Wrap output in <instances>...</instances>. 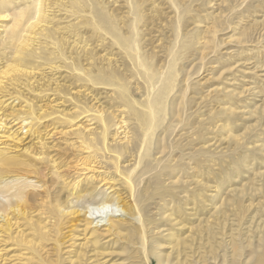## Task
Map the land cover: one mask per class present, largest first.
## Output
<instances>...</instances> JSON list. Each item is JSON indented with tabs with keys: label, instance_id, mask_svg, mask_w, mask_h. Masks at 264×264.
<instances>
[{
	"label": "bare ground",
	"instance_id": "1",
	"mask_svg": "<svg viewBox=\"0 0 264 264\" xmlns=\"http://www.w3.org/2000/svg\"><path fill=\"white\" fill-rule=\"evenodd\" d=\"M161 2L175 14V37L154 45L152 28L165 13ZM248 2L244 11L264 7V0ZM190 4L0 0V264H264V173H253L251 186L240 190L230 183L224 195L216 185L209 196L208 179L217 172L208 170L214 154L207 145L208 121L218 124L220 115L229 121L237 113L233 103L220 111L210 104L206 116L213 96L195 77L201 70L194 75L188 68L196 40L202 39L204 52L220 49L217 32L237 12L211 17L208 33L198 38L183 29L193 15ZM249 32L241 31L240 42ZM229 89L235 98L238 91ZM221 90L213 89L216 100L223 99ZM64 104L69 109H60ZM254 113L260 121L264 108ZM46 118L69 129L62 134L77 140L72 146L86 155V164L103 169L110 181L104 184L107 196L97 197L93 180H66L68 163L47 150L54 132L44 129ZM12 123L17 132L7 134ZM226 125L236 165L246 163L244 150L264 151V141L248 149ZM24 129L34 147L14 152L6 140H21ZM54 184L59 188L52 195ZM62 188L69 191L67 200ZM72 199L77 204L70 206ZM207 206L209 217L203 213ZM87 213L105 215L106 223L94 225ZM117 245L121 256L114 259ZM212 252H223L222 261H211Z\"/></svg>",
	"mask_w": 264,
	"mask_h": 264
},
{
	"label": "rangeland",
	"instance_id": "2",
	"mask_svg": "<svg viewBox=\"0 0 264 264\" xmlns=\"http://www.w3.org/2000/svg\"><path fill=\"white\" fill-rule=\"evenodd\" d=\"M183 1L186 3H189V2L192 3V5L190 4L191 9L192 10L194 9L193 10L194 13L192 12V14L194 16L196 15V17H194L190 12V16L192 15L191 17L193 19L190 17L191 21L190 20L187 21V23L183 26V29L185 30L183 31L185 34L187 32L190 34L189 31H192V34L196 35L198 38L199 37L202 38V36L208 33L209 25H205V23H209L211 17H214V16L217 17L219 15H227V14L229 15L234 9L236 10L237 13H240V15H237V13L233 14L232 20L230 22L223 23V25L221 26V30H218L217 32L218 41L217 42L219 43L218 47L220 46V49L211 48L212 50H210L209 48L207 52L206 51L204 52L203 50H201L200 42L202 41V39H199L200 41L197 39L196 42L197 41L198 42L195 44V48L190 53L189 65H188V68L193 69V72H198L199 70H201L200 71L201 74L195 77H197L196 79H201V82L204 84L203 90L205 91V94L209 92L210 94L208 93L207 95L213 96L212 98L213 100L211 99L212 103L209 101L207 106L205 107V113H207L206 116L209 115L210 113L208 112L211 106L210 104H212L211 106V108H213L212 110L220 111L223 105L226 104L225 106H227L229 103H233L235 106V111L237 113L234 116V118H232L229 121L226 116L220 115L218 116L217 118L218 120L216 121L218 122V124L215 122L217 125L212 123L210 120L208 121V126H207V128L209 129V131H207L208 132L207 133V145H212V151H214L213 157H211L213 162H210V161L208 162L209 163L208 165H210L208 170L211 168L214 172H217V173H213V176L215 177L217 176L216 178L213 176H210L208 179L209 190H210L208 191V194L209 196L214 194L213 190H215L216 188L215 186L218 185L219 188L224 189L222 191V194L224 195L225 192L231 187L236 190H240L243 187V185L250 184L251 179L254 176L253 173H256V172L264 173V151H257L256 153H251V152L246 153L247 150H244V151L241 150L243 151V152L240 151L241 156L247 157L246 163L236 165L235 159H234L235 152H232L234 148L232 146L234 145L230 146V143H229L230 141L228 138V136H231V135L229 133L226 134L224 132L225 129L227 128L226 124L230 123V127H229L230 132L233 135H237L239 137L244 138L243 140L246 143L245 146L248 149H252L254 145H260L261 142L264 141V117L260 121H258V119L256 118V114L254 113V109L256 107L264 108V88H263L264 86V42H263L264 37H262L264 36V7L263 8L261 7L252 8L251 7L250 9L244 11L243 8L249 6L251 3V2L249 3L248 0H244L245 4L248 2L246 5L243 3L242 0H226L225 3L223 0L222 1L221 0H183ZM241 1L243 3V6H242ZM161 4H162L161 7L162 8L164 7L163 12H165L163 13V16L164 14L165 16L164 17L162 16L161 17L162 19L160 17L156 19V22L154 23L155 25L152 28L151 35L149 34L152 40L154 41V45H157V44L160 45L161 42L163 44V40H164V44H166L167 42H169L168 39L170 41L171 40L173 41L175 37V34L174 32H172L173 30L171 29L172 27L170 26V21H174L175 14L170 8V5L168 3L161 2ZM238 5H241L242 7H239ZM145 6L147 9L148 3H145ZM232 6L235 8L233 9L230 8ZM172 16L174 18H172ZM206 26H208L207 32H206ZM162 29H164V31H162ZM247 29H250L251 33L249 32L250 34L244 40L245 43L244 42L242 43L240 42V38H242V36H240V33L242 30L245 31ZM163 35H164V38L166 35V39H162ZM169 35H172V36H169ZM251 40L253 43L254 41L256 42L258 41V42L257 43L255 42L253 44ZM201 51H203L202 52L203 54L201 53ZM207 54L208 56H206ZM201 58H203L204 61ZM205 59L207 60L205 61ZM200 72L195 73L194 75H197ZM216 87L218 89L220 88L223 89L221 90V93L225 91L222 93L223 96L221 98L223 99L222 100L220 99L221 101L216 100L214 97L215 96L214 94L216 93H214L215 91H213V89H215ZM229 87L231 88L234 87L238 91L236 93L237 96L235 98H229V95H227V93L230 91ZM102 90L99 89L97 91L100 92ZM23 93H27V94H24L25 97L33 99V95L31 93L26 92V91ZM212 96H209V97H212ZM224 97L226 99H224ZM34 100L35 99H33V101ZM35 101H36V104L38 105L39 103L37 102V100ZM215 103L218 105L216 106ZM65 105L66 104L61 105L62 107H60V109H69V107L67 108L64 107ZM237 107L238 109H236ZM47 119L48 118H46L45 120ZM77 121L80 122L79 118L77 119ZM47 122L49 123L48 125L49 127L45 126L46 128L44 129L46 131H49L52 129V132H54L52 134V137L47 140L48 142L46 144L48 147L47 150L50 152L51 155H55L54 157H57L58 161L68 163L66 166H64V169H66L68 172V174L66 173V176H65L66 180L71 181V182L82 181L83 182L82 184H84L85 180H86L85 183L88 182L87 180H93L95 181V183H97L96 185L98 186L97 188L98 192L96 194L97 197L101 195L107 196V194H109L110 189L104 190V188L108 186L104 184L110 181L107 178V176H105L103 169L100 168L99 166L94 165V168L96 170H93L91 168L93 164H86L84 160V156L86 155L84 153L76 151V148L72 146V143L73 142L75 143V141L77 142V140L73 138V136L69 135L71 137L70 138L69 136L66 137L64 134H62L63 131L70 132L69 129L67 130V128H64L63 130V127L62 128L60 127L61 125H58L60 128L58 126L56 127L55 125H57L58 123H54L55 124L54 125L52 122V119L50 118L48 119V121L46 122L44 121L43 124L46 123L45 125H47L48 124ZM9 125H10V129H8V131L6 129L7 134L9 132L14 133L17 129L16 127L17 125H14L13 123ZM214 125H216L218 129ZM223 126H224V129H221L223 128ZM53 127L54 128L56 127L55 128L56 130ZM25 132H26V129H24L23 133L18 136L19 138H21V140L19 141H18V138H16L15 140L12 136L9 137L8 140H6V143H8L9 148L12 151L20 152L23 150V148L29 149L31 147L30 149H32V147H34V145L32 144L33 141L31 137L25 138L26 136L23 135ZM75 144H78V143H75ZM75 144L74 146H76ZM222 152H225V153L222 154ZM60 154H64V155L58 158ZM255 156H256V161L254 159ZM218 158L222 159L220 163H218L217 161ZM252 159L254 160L252 161ZM249 164L251 165L256 164V165L250 167ZM220 168H222L223 174H222V171L218 172ZM40 169L44 170L42 166L40 167ZM227 172L230 173L229 176ZM231 175L234 176V179L232 180L229 178ZM102 178H104V180ZM49 181L51 182L50 179ZM230 183H232L231 187H229ZM46 185L47 187H49L50 186L49 182H46ZM249 186H251V184ZM58 188L55 185L54 187L50 188L51 190H49V192H51V194L54 195V191ZM60 195L62 196L64 200H67L69 196V191L65 188H62L60 190ZM71 202L72 203H70V206H73V204H77L76 199H72ZM81 202L82 201L78 202V207L80 209H81L80 207ZM209 203L210 201H208V204ZM115 212L116 214L121 213L122 216H125L124 212H122L121 210L115 209ZM203 213L206 217H209L210 214L212 213V211L210 212V206H207L206 208H204ZM86 216L93 217L89 213H87ZM100 217L101 218L93 217V219L96 220L94 225L96 223L98 225H101L102 223H106V216L101 215ZM65 220L67 224L69 225L73 224L72 222H69L70 217H67ZM75 221L78 223V220H75ZM82 229H83V226L78 227L77 229L79 230V233H81V235L79 234L76 235L78 236L77 237L78 240L76 242L78 244H80V242L83 241L82 240L83 235L81 232ZM100 229L102 230L104 229V227L102 226ZM51 246L52 244L49 245V247ZM13 249L15 248L12 247L11 250ZM115 250H116V253H115L114 259H117L119 258V256H121V254H119L120 249L118 245L115 248ZM246 251L248 252L249 249H247ZM222 253L220 252V254L218 253V255L217 253L216 254L215 253L213 254V252L210 253L211 255H213V257L210 256V260L211 261L215 260V262H217V260L219 261L220 258L222 259V256H221ZM214 257H217V259H215ZM221 261L222 260H220V262ZM229 264H231V262H229Z\"/></svg>",
	"mask_w": 264,
	"mask_h": 264
}]
</instances>
